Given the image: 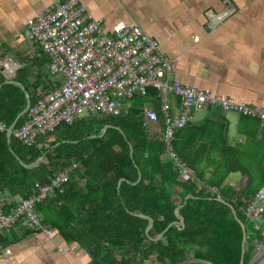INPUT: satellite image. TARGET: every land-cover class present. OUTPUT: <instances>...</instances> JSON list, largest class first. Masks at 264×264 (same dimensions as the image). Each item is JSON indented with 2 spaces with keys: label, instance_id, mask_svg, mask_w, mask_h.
I'll return each mask as SVG.
<instances>
[{
  "label": "trees",
  "instance_id": "16d2710c",
  "mask_svg": "<svg viewBox=\"0 0 264 264\" xmlns=\"http://www.w3.org/2000/svg\"><path fill=\"white\" fill-rule=\"evenodd\" d=\"M4 49L10 48L4 44ZM38 54L23 58L25 64L15 77L31 103L60 85L46 70L48 56L40 49ZM5 81L0 71V121L10 127L25 108L27 98L22 88ZM148 93L155 99L135 95L129 100L127 113L105 118L91 115L64 123L50 134L49 141L39 136L31 146L14 137L9 140L5 132H0V202L5 200V211H12L19 200L35 195L36 182L49 183L56 171L77 162L84 166L83 172L74 170L63 192L56 190L37 203L36 210L43 225L56 229L67 243L76 242L87 251L91 264H134L150 258L153 264H177L188 257L239 264L243 229L230 207L218 197L234 205L245 225L248 247L244 264H249L264 238L261 231L252 228L245 213L249 199L264 181V124L241 116L250 120L248 124L255 131L237 147L229 144L221 122L223 113L217 108L208 109L214 119L192 122L177 130L174 149L199 179V184L187 182L164 157L163 133L144 126L143 106L148 102L154 103L160 120L163 117L157 91L150 89ZM25 119L21 117L17 127ZM106 125L110 127L99 137ZM218 155L221 158L217 160ZM40 157L44 160L38 166H25ZM209 168L212 170L207 175ZM236 172L246 181L243 187L225 185L227 176ZM139 173L141 179L136 183ZM210 186L219 194L208 191ZM188 195L192 198L183 205ZM179 206L185 227H169L178 220L175 210ZM140 215L154 221L148 233L149 220ZM19 222L16 226L32 232L22 220ZM161 233V239H153Z\"/></svg>",
  "mask_w": 264,
  "mask_h": 264
},
{
  "label": "built area",
  "instance_id": "2783aa9c",
  "mask_svg": "<svg viewBox=\"0 0 264 264\" xmlns=\"http://www.w3.org/2000/svg\"><path fill=\"white\" fill-rule=\"evenodd\" d=\"M215 16L209 14L211 20ZM24 35L48 56L49 74L60 84L30 103L24 123L12 130L11 137L24 145H34L39 136L49 141L57 127L73 123L84 113L101 118L127 113L133 96L155 99L148 93L154 89L163 117L160 120L154 103L148 102L143 106L144 126L163 133L164 157L173 162L185 181L199 184L196 173L181 161L172 144L177 130L194 121L195 112L212 107L264 124L263 107L178 81L172 77L173 61L157 39L135 24L107 25L104 18H95L81 0H61L36 13L27 22ZM0 131H8L1 121ZM83 167L72 162L56 171L49 183L36 182L35 195L20 200L10 212L5 211V200L0 202V253H11L1 238L20 220L29 229L48 236L57 231L42 224L36 205L56 190L63 192L71 173L77 169L83 172ZM207 190L219 194L216 187ZM245 213L250 219H264V181L249 199ZM255 228L260 226L255 224Z\"/></svg>",
  "mask_w": 264,
  "mask_h": 264
},
{
  "label": "crops",
  "instance_id": "0c3cea01",
  "mask_svg": "<svg viewBox=\"0 0 264 264\" xmlns=\"http://www.w3.org/2000/svg\"><path fill=\"white\" fill-rule=\"evenodd\" d=\"M60 1L0 0V54L14 52L16 60L12 59L20 65L9 61L19 68L25 64L23 58L37 55V46L24 35L27 22ZM81 1L95 18H104L107 25L135 24L157 39L173 61L172 77L178 81L264 108V0ZM107 1L105 7L100 5ZM223 11H228V16L221 21L209 18L210 13ZM4 44L9 51L4 49ZM2 65L5 67L4 61ZM4 70L0 71L7 80ZM207 119H214L213 114L208 110L198 111L194 113L193 123ZM249 121L236 113H223L221 122L231 146H240L248 135H253L255 129ZM260 132L261 126L257 140ZM211 170L208 169L207 175ZM245 182L241 173L236 172L230 173L224 183L243 187ZM1 240L11 253H0V264L92 263L87 251L76 242L67 243L57 231L48 236L41 231L25 232L17 225Z\"/></svg>",
  "mask_w": 264,
  "mask_h": 264
},
{
  "label": "water",
  "instance_id": "95a60500",
  "mask_svg": "<svg viewBox=\"0 0 264 264\" xmlns=\"http://www.w3.org/2000/svg\"><path fill=\"white\" fill-rule=\"evenodd\" d=\"M3 69H4V67H3ZM3 69H0V70L3 71ZM5 82H6V83H12V84H15V85L19 86L20 88H22L23 91H25L26 98H27V104H26L25 108H24V109L18 114V116L15 118V120L13 121V123H12V124L10 125V127L8 128L7 136H8V138H9V140H11V138H12V137H11V132H12V130L17 126L19 119H20L21 117H23V116L26 114V112H27V110H28V108H29L31 102H30V98H29L28 92L26 91V89H25V87L22 85V83L16 81L15 79H9V78H8ZM1 88H2V85H0V89H1ZM109 127H110L109 125L104 126L103 129H102V131H101V133H100V135H99V137H103V136L105 135L106 130H107ZM94 136H95V135H93L92 137H94ZM58 144H59V143H57V145H58ZM132 154H133V150H132V148H131V155H132ZM42 160H43V157H40V158H38L33 164H29V165H25V164H24V165H25L26 167H29V168H34V167L38 166L39 163H40ZM140 179H141V173H139V179H138V181H137L136 183H138ZM123 180H124V179H121V180L119 181L118 188H120V185H121V183L123 182ZM190 198H192L191 195L186 196L183 205H185L186 202H187V200L190 199ZM217 200H218L219 202H221V203L226 204L228 207H230V209L232 210V212H233L235 218L237 219V221H238V222L241 224V226H242V229H243V241H242L241 257H240V262H239V264H244V256H245V252H246L247 247H248V244H247V233H246L245 225H244V224L241 222V220L238 218L237 213H236V210H235V207H234L233 204L229 203L228 201H226L225 199L220 198V197H218ZM181 208H182V206H179V207L176 208L175 213H176V216H177L178 220H177L176 222L170 224L169 227L172 226V225H177V226H180V227H182V228L185 227V221H184V218L179 214ZM140 216L149 220V225H148V227L146 228V233H148V232H149V229L152 227L154 221H153V219L150 218L149 216H145V215H140ZM169 227H168V228H169ZM162 237H163V233L157 235V236H156L155 238H153V239H154V240H159V239H161ZM192 263H195V264H215V263H213L212 261H209V260H206V259H202V258H196V257H188V258H186V259H184V260H182V261H179L177 264H192ZM249 264H264V238L262 239V241H261L259 247H258L257 250H256L255 255L253 256V258L251 259V261L249 262Z\"/></svg>",
  "mask_w": 264,
  "mask_h": 264
},
{
  "label": "rangeland",
  "instance_id": "374dc122",
  "mask_svg": "<svg viewBox=\"0 0 264 264\" xmlns=\"http://www.w3.org/2000/svg\"><path fill=\"white\" fill-rule=\"evenodd\" d=\"M100 2H102L103 0H99ZM99 1H96V4L98 3H100ZM107 3H108V1L107 2H104V3H102V4H100L102 7H105L106 5H107ZM99 5V6H100ZM216 16H215V18L212 20V21H221L224 17H226V16H228V11H223V12H221V13H218V14H215ZM219 15V16H218ZM217 17V18H216ZM197 40V39H196ZM15 42H16V40H15ZM30 42V41H29ZM17 43V42H16ZM10 44V43H9ZM10 46H11V44H10ZM38 48V47H37ZM38 50H39V48H38ZM12 56V57H11ZM13 57H15V53L14 52H11L10 53V55L9 54H7V55H5V54H0V67H4L3 65H2V61H5V60H11L12 62H15L18 66L20 65L19 63L20 62H18V61H14V60H16V59H14ZM14 60H13V59ZM21 68V67H20ZM4 69H5V67H4ZM19 69V67H17L16 68V70H15V72L10 76V75H8L7 74V72H6V70H4V72H5V74L10 78V79H15V77H16V72H17V70ZM230 114H232L233 112H229ZM86 116H91V115H89V114H87V113H84L83 114V117H86ZM43 160H44V157H43ZM42 160V161H43ZM41 161V162H42ZM249 220H250V222L252 223L251 225H252V228H254L255 230H257V231H261V232H263V230H264V219L262 218V217H257V218H255V219H250L249 218ZM255 224H258L259 226H260V228L259 229H256L255 228ZM153 261H154V259L153 258H150V259H148V260H146V261H144V262H136V263H134V264H153Z\"/></svg>",
  "mask_w": 264,
  "mask_h": 264
},
{
  "label": "bare ground",
  "instance_id": "6f19581e",
  "mask_svg": "<svg viewBox=\"0 0 264 264\" xmlns=\"http://www.w3.org/2000/svg\"><path fill=\"white\" fill-rule=\"evenodd\" d=\"M4 64H5V70L8 71L7 74L10 76L15 72L16 68L18 67V66L16 67V65L14 64H11L9 60H5Z\"/></svg>",
  "mask_w": 264,
  "mask_h": 264
},
{
  "label": "clouds",
  "instance_id": "9594fccd",
  "mask_svg": "<svg viewBox=\"0 0 264 264\" xmlns=\"http://www.w3.org/2000/svg\"><path fill=\"white\" fill-rule=\"evenodd\" d=\"M25 116V115H24Z\"/></svg>",
  "mask_w": 264,
  "mask_h": 264
}]
</instances>
